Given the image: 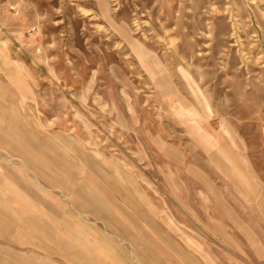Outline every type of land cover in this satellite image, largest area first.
<instances>
[{"label": "rangeland", "instance_id": "1", "mask_svg": "<svg viewBox=\"0 0 264 264\" xmlns=\"http://www.w3.org/2000/svg\"><path fill=\"white\" fill-rule=\"evenodd\" d=\"M10 111L82 147L129 212L111 187L133 190L131 176L161 211L152 219L202 264H264V0H0V121ZM6 170L0 197L17 201L15 215L78 244L43 207L63 212L59 194L36 200L18 182L46 180L22 165ZM90 227L119 244L123 264H148L101 221ZM134 239L138 251L155 250ZM34 243L0 237V250L70 264L47 253L52 242ZM154 254L149 264H179Z\"/></svg>", "mask_w": 264, "mask_h": 264}, {"label": "crops", "instance_id": "2", "mask_svg": "<svg viewBox=\"0 0 264 264\" xmlns=\"http://www.w3.org/2000/svg\"><path fill=\"white\" fill-rule=\"evenodd\" d=\"M4 114L6 119L4 122L0 121V167L5 170L19 169L22 165L29 173L45 179L46 184L36 180L34 189L29 186L28 179H21L18 182L28 195L36 200L40 199L41 194L53 192L59 194L57 196L59 198L56 197L53 201L58 207H62L63 212L56 210L47 202L43 203V207L48 213L56 216V219L51 218L52 221H55L67 234L74 235L78 244L76 246L61 234H54L50 224L47 225L44 222L41 224L40 221L34 219L35 217L21 219L10 209V204H16L17 201L15 199L5 201L1 197L0 237L12 238L19 245L35 242L34 244L39 249H44L45 247L40 243L48 240L53 243V246L45 248L47 253L60 256L70 264H123V259L115 255L116 251L121 249L119 244L110 240L105 233L97 232L96 229L90 227L99 220L105 228L110 229L111 233L107 232V234H115L118 239H124L131 246L132 255L136 261L140 260L149 264L156 261L154 256L157 255L154 253L158 252L162 256H167L164 252L172 250L176 253L178 260L168 255L171 261L176 260L179 264H202L193 254L187 253L173 241L169 233L152 219V216L158 215L161 211L157 210L143 194L141 188L135 185L131 176L126 175V181L132 185L133 190L129 191L120 185V187H111L120 201L131 210L129 212L101 185L103 182L110 186L115 178L82 147L69 138L55 133L54 137L62 145L60 147L51 138L43 137L32 131L14 111ZM63 147L72 154L65 152ZM224 158L229 159L227 155ZM244 184L249 185L246 178ZM89 215L93 217V220L89 219ZM133 218H136V223ZM19 225L21 228H18ZM114 226L120 228L123 234L117 233ZM218 229H221L220 226ZM212 233L214 234L215 231ZM243 233L247 236L252 235L247 227ZM134 234L138 235L141 241L147 240L148 245L155 250L151 251L148 248L144 250L141 244L142 249L138 251L135 248ZM247 238L251 242L249 237ZM190 241L191 239H187L185 242L198 252ZM222 242L232 249L231 251L238 252V245L226 238H222ZM234 256L238 260L239 256ZM204 260L209 264L206 258ZM0 261L3 264H53L40 262V258L34 254L23 256L1 250Z\"/></svg>", "mask_w": 264, "mask_h": 264}, {"label": "bare ground", "instance_id": "3", "mask_svg": "<svg viewBox=\"0 0 264 264\" xmlns=\"http://www.w3.org/2000/svg\"><path fill=\"white\" fill-rule=\"evenodd\" d=\"M121 29H123V28H121ZM125 31H126V30H125ZM126 33H127V32H126ZM178 100H179V99H178ZM178 100H177V101H178ZM181 103H182V102H181ZM181 107H182L184 110H187L184 104L181 105Z\"/></svg>", "mask_w": 264, "mask_h": 264}]
</instances>
